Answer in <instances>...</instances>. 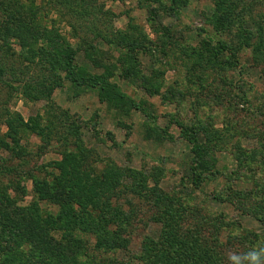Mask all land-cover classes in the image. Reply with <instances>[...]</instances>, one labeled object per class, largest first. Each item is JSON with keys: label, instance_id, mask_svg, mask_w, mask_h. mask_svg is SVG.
I'll return each mask as SVG.
<instances>
[{"label": "rangeland", "instance_id": "obj_1", "mask_svg": "<svg viewBox=\"0 0 264 264\" xmlns=\"http://www.w3.org/2000/svg\"><path fill=\"white\" fill-rule=\"evenodd\" d=\"M66 1L10 0L24 5L38 34L0 38V136L8 143L0 149V190L44 220L60 207L38 199L34 179L59 174L54 161L78 153L102 186L106 174H123L111 204L89 205L92 225L51 232L57 244L72 241L74 253H60L66 260L41 253L0 211V264L48 257L52 264H146L144 244L188 231L196 233L202 264H229L230 252L264 246V56L244 43L241 29L264 32V0H234L238 10L223 31L215 24L218 0H68L74 8ZM6 18L0 10V22ZM218 39H233L236 56L216 57ZM53 43L64 52H53ZM71 49L75 67L108 77L127 108L72 79L65 66ZM36 81L49 97L22 93ZM8 112L24 118L15 138L6 136ZM160 128L164 138L154 133ZM191 137L203 165L196 166ZM128 169L140 174L132 178ZM103 235L128 246H101ZM208 250L222 260H204Z\"/></svg>", "mask_w": 264, "mask_h": 264}, {"label": "trees", "instance_id": "obj_2", "mask_svg": "<svg viewBox=\"0 0 264 264\" xmlns=\"http://www.w3.org/2000/svg\"><path fill=\"white\" fill-rule=\"evenodd\" d=\"M178 1L179 0H173V3L176 4ZM66 4L69 5L70 8H74L73 1L70 3L67 0ZM238 7L239 3H234V0H218V2H216L214 15L216 17L215 24L217 26V30L223 31L228 29L233 24V15L234 12L238 10ZM171 8L174 9V7ZM77 9L79 8L77 7ZM0 10H2V12L7 15V18L0 22V38L2 36L12 35L21 36V32L23 33V36H25L27 33L32 35L38 34L37 32H32L30 25L31 23L24 16V5H17L16 3L10 2V0H0ZM83 11L84 7H82V12ZM14 23H18V26L20 25V27L18 28L12 26ZM241 29L243 31L242 38L243 40H246L244 43L246 42V44H250L253 47L254 54L258 53L259 57H263V29L261 32L259 31V35L253 34L256 35L255 37L252 36L248 30L247 31L249 34L247 31L243 30L246 28ZM232 40L233 39H230V43H228V41L225 39H218L217 46L215 48V56L218 57L219 52H228L232 53L233 56H236V49H234L236 47ZM34 43L35 42H32V44ZM56 45L57 44L54 43L52 44L53 52L62 54V52H64L63 49ZM70 52L71 54L68 52L67 63L65 66H67L68 71H72L71 77L75 82H77V84L81 83L91 88H98L100 96L103 100H106L115 106L121 105L125 108L128 107L127 105L129 102L126 100L125 96L120 93V91H118L115 84L111 83L108 77H103L100 74H94L82 68H76L74 64L76 52H74L72 49ZM58 60L59 59H56V63ZM48 86L49 85L46 84L45 88ZM53 87L49 88L52 89ZM21 89L22 93L26 97L34 99L47 98L50 96L48 94L51 92L42 89L39 81L26 83ZM3 122L8 127L6 136L12 138H15V136L21 132V128L25 125L24 118L20 114L17 117V115L12 114L11 112H8L5 115ZM164 131L165 129L160 128L155 130L154 133L157 135V137L164 138ZM190 140L196 144V149L194 148L196 154L194 161L196 166L199 164L203 165V150L197 143V137H191ZM5 146H8V143H6L4 137L0 136V149ZM53 164L60 168V173L55 174L52 180H42L38 178L34 179V189L38 199L49 200L50 202L59 205L60 210L57 214H48L46 219L41 220L42 217L38 213L37 208L33 209L27 207H16L15 204L12 205L13 201L8 193H3L1 190L0 211L6 214V220H10V225L15 228L14 231L21 232L26 239L32 241V244H34L35 248L39 249L41 253L48 252L51 255H59L60 257L62 250L68 251L72 248V241L65 244L66 247L60 243L57 244L51 232L57 229H64L67 230V234L71 235L70 231L72 229L82 228V222L92 225L94 218L91 212H89V215H86V213L89 211H87L89 205H91V207L94 209L98 206L111 204L114 194L110 192L113 187H118L120 180L119 176L123 173L120 170H113L112 173H110L114 174L116 176L115 178L106 174L103 178L106 181V184L102 186L103 184L101 180H98V177H92L88 174L87 168L84 166V162L79 157L78 153L70 152L69 154L65 155L62 160L54 161ZM128 170L126 171V174L132 178H135L140 174L134 170ZM106 176L109 177L108 181ZM103 198L105 200H103ZM105 222L108 223L109 221ZM175 239L176 238H173L172 236L168 237L166 234L165 237H161L158 241L151 240L150 243L144 244V251L140 255V259L146 264H202L200 261H196L200 259V257L194 250L196 247L201 248V245H199L196 233L194 231H188L183 235L182 239ZM2 240L6 241L5 239ZM100 245H106L113 249L127 248L128 246L126 241L118 240L117 236L112 235H103ZM149 247H151V250H149ZM182 247L189 251L187 256H182L181 253L178 254V251H180ZM20 252L25 255L23 259L24 262L32 261V257L28 251L27 254L23 253L22 251ZM73 253L74 251L72 250V254ZM214 254L212 255L208 250L207 253H204L203 259L208 262L216 263L221 258L219 256L215 257V259L210 257L214 256ZM43 256H45V254H43ZM61 258L66 260L67 257L66 255H61ZM42 264H52L50 257L45 258L44 261H42Z\"/></svg>", "mask_w": 264, "mask_h": 264}, {"label": "clouds", "instance_id": "obj_3", "mask_svg": "<svg viewBox=\"0 0 264 264\" xmlns=\"http://www.w3.org/2000/svg\"><path fill=\"white\" fill-rule=\"evenodd\" d=\"M229 264H264V246L253 247L243 254L230 252Z\"/></svg>", "mask_w": 264, "mask_h": 264}]
</instances>
